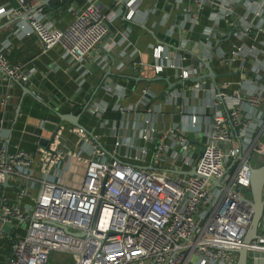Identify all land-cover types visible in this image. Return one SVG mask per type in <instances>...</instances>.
<instances>
[{"label": "built area", "instance_id": "built-area-1", "mask_svg": "<svg viewBox=\"0 0 264 264\" xmlns=\"http://www.w3.org/2000/svg\"><path fill=\"white\" fill-rule=\"evenodd\" d=\"M95 1L89 0L61 29L41 22V9L29 10L25 0H16L8 12L15 17L25 14L23 36L34 35L42 51L59 46L74 67L108 32L109 21ZM136 3L125 0L123 6L133 8ZM208 3L212 1L191 0L194 7ZM223 9L233 16L229 6ZM245 9L232 29L239 43L216 56L211 42L215 33H222L215 26L204 33L200 50L182 46L194 59L178 53L171 61L160 45L151 50L153 59L174 69L180 84L200 74V67L191 65L197 59L228 66L238 61L232 67L237 89L228 93L229 83H213L210 121L197 154L178 128L157 131L156 112L145 87L136 101L126 104L123 91L105 87L115 96L114 109L121 116L140 110L141 118L130 121L142 142L128 144L131 162L121 159L129 158L126 153L118 155L125 144L121 121L108 129L113 138L110 151L65 122L56 124L46 144L37 143L33 150L4 142L0 132V224L10 226L8 233L0 227V241L10 239L0 264H46L52 252L67 255L70 264H231L241 247L264 252V201L257 237L244 244L250 209L235 197L249 199L245 196L249 170L264 163V141L259 140L264 137V37L261 48L242 44L253 29H261L264 0H249ZM190 10L183 13L185 18ZM2 14L8 15L0 7ZM211 19L217 20L214 15ZM187 59L193 63L187 64ZM106 60L107 54H102L101 61ZM151 67L156 75L163 65ZM0 71L2 80L23 82L33 68L10 63L1 51ZM201 80H190L198 87L187 88L204 90ZM163 94L168 100L181 97V92L169 88ZM87 108L98 114L106 109L97 101H90ZM182 115L192 130L195 115ZM190 169L193 174L186 175ZM247 261L264 264L259 256Z\"/></svg>", "mask_w": 264, "mask_h": 264}, {"label": "crops", "instance_id": "crops-1", "mask_svg": "<svg viewBox=\"0 0 264 264\" xmlns=\"http://www.w3.org/2000/svg\"><path fill=\"white\" fill-rule=\"evenodd\" d=\"M88 1L25 0L30 6L29 10L41 9V22H48L52 27L60 29L70 23L76 11ZM116 1H95L109 21L108 32L82 62L73 67L69 66L67 59L63 57L59 46L55 45L42 51L34 35L23 36L27 28L25 14L20 17L10 15L8 10L16 7V0H0V7L8 13L6 17L0 15V52L3 51L12 64L19 65L23 69L33 68L27 79V87L36 98L51 108L60 112L75 113L82 109L90 96V101L104 104L106 109L100 112L98 117L83 112L78 122L86 131L91 132L101 147L110 151L113 138L108 134V129L115 122L121 121L125 144L119 147L118 155L122 153L129 155V158H122L121 155L122 160L131 162L130 156L133 150L128 144H142L141 140L137 139L135 124L130 122L133 117L141 118V114L140 110L135 114L122 116L116 112L114 109L116 98L105 89L109 86L124 92V104L136 101L140 88L145 87L150 104L156 112L154 126L157 131L162 133L170 127L178 128L189 140L190 151L197 154L194 152L195 148L201 147L204 142L210 121L209 107L213 85L229 83L226 88L228 93L237 89L234 82L237 81L238 76L232 67H236L238 61L234 60L231 66H228L211 59L209 65L215 74L214 84L204 78L200 82L204 90H195L192 88L198 86L190 80L180 84L174 69L167 67L166 62L153 59L152 47L162 46L164 52L170 54L173 61L181 52L178 47L185 45L189 49L200 50L198 43L203 39L204 33L210 29L209 27L215 26V30L221 32L222 36L215 33L211 49L213 48L215 56L225 52L231 43H239L232 34L234 20L245 13L249 0H211L212 3L201 7L192 6L191 0H136L137 3L133 8L125 5L124 7L125 0L121 1L122 4H117ZM224 6L231 8L233 16L226 15ZM187 8L191 10L185 18L183 13ZM125 11L126 17L123 19ZM212 15L217 18L215 23L211 19ZM247 18H250L249 14ZM259 24L261 29H253L242 40V44L253 43L257 48L262 47L264 18ZM102 54H107L106 61H101ZM142 61L148 66L162 64L163 68L156 75L152 69H145L142 72L143 79L137 80L142 71ZM186 62L190 63L189 59ZM249 64L250 61L245 60V66L249 67ZM198 71L200 74L205 73L201 67ZM154 76L161 79L155 80ZM261 82L264 83V76ZM167 84L173 86L167 87ZM189 86L193 87L188 89ZM167 88L172 92H181V97L168 100L163 94ZM13 90V98L16 99L20 91L15 86ZM27 98L28 103L21 105L22 112L13 127L10 119L13 116L14 105L8 106V112L0 110V123L4 121L3 127L0 125V132L5 142L11 130L9 142L16 143L26 150H33L40 137L25 131L24 121L27 116H38L44 110L29 97ZM29 105L34 107L30 108ZM182 114L195 115L196 124L192 130L184 123ZM259 140L264 141V137L261 136ZM262 200L264 201V185ZM0 227L7 233L10 231L9 225L0 224ZM9 240L5 237L0 241V263L8 253ZM249 263L247 261V264ZM46 264H70V262L67 255L52 252Z\"/></svg>", "mask_w": 264, "mask_h": 264}, {"label": "water", "instance_id": "water-1", "mask_svg": "<svg viewBox=\"0 0 264 264\" xmlns=\"http://www.w3.org/2000/svg\"><path fill=\"white\" fill-rule=\"evenodd\" d=\"M126 11L124 12L123 19H125ZM178 50L181 51L179 53H183V55L187 54V56H193V59L195 58L194 54H192L190 50L186 49L185 47H178ZM192 65L193 67L199 66L203 68L205 70V73H201L198 76H196L194 79H189V80L199 81L200 79L207 78L209 81L214 83L215 74L211 69L208 60L197 59L196 63H193ZM145 69L151 70L152 67L150 65L149 66L146 65L145 61H142V71L139 73V77H137V80L143 79L142 72ZM0 75H1V71H0ZM154 79L159 80L161 78L154 76ZM14 86L17 87V89H19L20 91L16 99L13 98ZM172 86L173 85H168L167 87H172ZM27 97H29L35 104L41 106L44 110L38 116L36 115L27 116L24 121L25 131H29V133L34 135L35 137H40V139H38L39 145L43 146L46 144L47 139L50 138L53 130L55 129L56 124L60 122H65L74 127H77L78 129L85 132L91 139L95 140V142L97 143V140L91 134V132L86 131V129L78 122V119L83 114V112H87L94 115L95 117H98L97 116L99 115L98 113H91L87 108L91 96L87 99V102L83 105L82 109L78 113H73L72 111L60 112L59 110L51 108L50 106H48L47 104L43 103L38 98H36L32 93V91L27 87V81L22 82V81L12 80L11 82H8L6 80H2L0 77V102L4 100L3 105H0V110L4 112H8L9 111L8 106L14 105V109L12 111L13 116L10 119L12 127L16 123V121L18 120V116L22 112L21 105L24 106V104L28 103V101L26 100ZM28 107L32 108L34 106L29 105ZM3 123L4 121H1L0 123L1 127H3ZM10 134H11V130L8 133V137L5 139L6 143H12L9 142ZM191 174H193L192 169L186 172V175H191ZM248 180H249V186H248L249 199L235 196L238 200H240L242 203H244V205H246L250 209V216L245 229V233L242 238V242L244 244H248L251 240L257 237V225L261 219V210L263 205L262 189L264 185V163L257 167L250 168ZM212 182L218 184L216 180ZM5 185H6V180H4V182L2 183V186ZM235 252H236L235 260L231 264H247V257L249 256H259L262 258V262L264 263V252L261 253L250 252L247 251L245 247H241L237 249Z\"/></svg>", "mask_w": 264, "mask_h": 264}, {"label": "rangeland", "instance_id": "rangeland-1", "mask_svg": "<svg viewBox=\"0 0 264 264\" xmlns=\"http://www.w3.org/2000/svg\"><path fill=\"white\" fill-rule=\"evenodd\" d=\"M199 149H200L199 146L196 147L194 152H195V153H198V152H199ZM245 196L249 197V190H248V189H247V192L245 193Z\"/></svg>", "mask_w": 264, "mask_h": 264}, {"label": "trees", "instance_id": "trees-1", "mask_svg": "<svg viewBox=\"0 0 264 264\" xmlns=\"http://www.w3.org/2000/svg\"><path fill=\"white\" fill-rule=\"evenodd\" d=\"M79 111L75 112V113H78ZM74 113V112H73Z\"/></svg>", "mask_w": 264, "mask_h": 264}]
</instances>
